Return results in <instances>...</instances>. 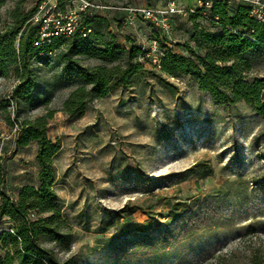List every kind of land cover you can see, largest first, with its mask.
<instances>
[{
	"label": "rangeland",
	"instance_id": "1",
	"mask_svg": "<svg viewBox=\"0 0 264 264\" xmlns=\"http://www.w3.org/2000/svg\"><path fill=\"white\" fill-rule=\"evenodd\" d=\"M37 1L7 0L0 33L15 28V8L29 11ZM167 1L94 0L109 7L93 10L91 26L116 32L121 45L129 35L150 49L157 37L159 49L187 56L204 52L201 32L218 31L205 17L173 16L170 33L162 37L142 17L134 27L124 24L125 7ZM176 1L198 6V0ZM66 4V11L80 5ZM26 28L9 34L16 47ZM45 56L28 58L36 83L29 103L13 97L20 81L16 65L0 76L1 200L2 194L16 199L25 185L38 184L37 144L20 147L16 141L25 119L55 110L47 131L61 144L54 158L55 191L69 238L58 243L42 235V247L60 262L75 255L80 264H264V115L243 103L225 106L190 76L163 74L147 61L131 87L92 100L81 115L70 116L63 103L82 80L66 71L58 52ZM79 62L100 63L85 57ZM243 64L239 78H264V46L246 53Z\"/></svg>",
	"mask_w": 264,
	"mask_h": 264
},
{
	"label": "trees",
	"instance_id": "2",
	"mask_svg": "<svg viewBox=\"0 0 264 264\" xmlns=\"http://www.w3.org/2000/svg\"><path fill=\"white\" fill-rule=\"evenodd\" d=\"M6 1L0 0V16ZM43 1L38 0L35 8L29 11L23 12L17 7L11 12L15 28L9 34L17 35L27 26L18 47L15 46V38L0 33V76H7L9 66L16 65L15 70L20 77L13 90L16 100L22 103L33 100L36 83L28 62L30 55L39 57L45 54L48 57L56 51L66 64V71L82 80L63 103L62 110L70 116L81 115L92 100L103 99L118 89L131 87L146 72V62H152L148 56L150 49L135 37L125 36V44L121 45L116 32L93 29V11L81 12L73 34L54 36L49 44L35 46L42 25L33 23L32 19ZM66 1L73 0H58L60 10L66 11ZM190 15L193 19L198 16L207 18L218 31L201 32L200 40L206 45V50L194 52L192 56L177 53L171 48H160V72L173 77L190 76L202 92L210 94L219 103L225 106L243 103L264 115V78L246 80L238 77L244 65V55L264 46V21L255 20L248 6H231L227 1H215L212 7L206 10L199 8L197 13ZM94 17L97 18L96 15ZM98 19L106 22L101 16ZM88 29L92 31L84 35ZM82 57L100 63L84 66L79 62ZM245 63L249 68L248 61ZM54 113L55 110H50L21 123L16 143L20 147L32 142L37 144L38 184L25 185L16 199L2 194L1 200L0 195V219L8 217L15 228V234L5 232L0 238L4 249L0 253V264H14L16 257L22 264H80L75 255L60 262L52 250L39 243L42 235L58 243L69 238L62 230L64 219L55 191L54 158L61 144L53 142L47 131ZM148 180L150 183L155 181L154 178ZM176 208L177 204L172 205L169 211L174 212ZM30 212H36L38 216L29 218Z\"/></svg>",
	"mask_w": 264,
	"mask_h": 264
},
{
	"label": "built area",
	"instance_id": "3",
	"mask_svg": "<svg viewBox=\"0 0 264 264\" xmlns=\"http://www.w3.org/2000/svg\"><path fill=\"white\" fill-rule=\"evenodd\" d=\"M79 1V7L70 8L68 11H61L58 7V0H53L52 4L47 8L51 0H44L39 7V14L35 17V21L42 25L41 31L35 39V46H44L51 42L52 37L73 34L78 25L81 12L93 11L96 9H107L109 6L90 2L88 0ZM215 1H227L231 6L246 5L250 8V15L257 21H264V0H198L197 7H188L176 0H168L164 6H127L124 8L125 17L124 24L128 27H134L139 17L145 19L151 28V33L159 36L168 35L171 31V18L176 15L187 16L198 12L199 8L204 10L212 7ZM79 9V10H78ZM44 11V12H42ZM41 13V15H40ZM205 15L206 11L203 12ZM215 19H218L216 17ZM91 29L86 31L87 35ZM154 47L150 48L148 56L152 55L153 63L160 68L161 50L158 48L157 37L151 41ZM15 234V228L9 222L8 217L0 219V238L5 233Z\"/></svg>",
	"mask_w": 264,
	"mask_h": 264
}]
</instances>
